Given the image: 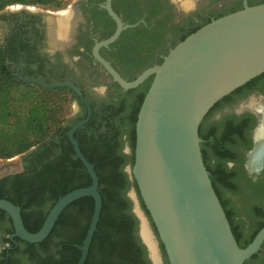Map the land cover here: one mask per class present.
Listing matches in <instances>:
<instances>
[{
	"label": "water",
	"instance_id": "water-1",
	"mask_svg": "<svg viewBox=\"0 0 264 264\" xmlns=\"http://www.w3.org/2000/svg\"><path fill=\"white\" fill-rule=\"evenodd\" d=\"M101 6L115 20L116 28L110 36L96 41L95 58L124 90L136 88L153 76L139 111L135 161L128 171L137 183L170 264H245L264 244V226L246 247L239 245L204 161L200 126L221 99L264 73V3L249 5L245 0L243 8L203 25L171 48L161 63L145 68L133 80L124 78L100 54L101 47H109L133 25L123 21L113 7V0H105ZM62 12L44 11L49 29L51 17ZM19 76L26 82L49 89L70 87L89 108L88 118L74 125L69 138L92 183L61 196L36 232L25 226L21 206L0 198V209L11 217L15 236L29 243H40L51 234L70 204L83 197H93L92 219L80 246L82 255L78 264H84L103 207L95 166L74 135L91 115L89 102L71 81L48 83L22 73ZM260 121H264L263 117ZM256 154L261 161L264 153ZM132 194L136 208L141 210L151 228L137 192L132 190ZM141 238L149 247L142 233Z\"/></svg>",
	"mask_w": 264,
	"mask_h": 264
},
{
	"label": "flooded vegetation",
	"instance_id": "flooded-vegetation-1",
	"mask_svg": "<svg viewBox=\"0 0 264 264\" xmlns=\"http://www.w3.org/2000/svg\"><path fill=\"white\" fill-rule=\"evenodd\" d=\"M117 1L115 0L117 7L125 13L120 15L116 12L125 23L133 25L124 31L132 30L123 38L124 31L122 32L119 45L112 43L109 47H101L100 54L129 80L139 74L135 70L137 64L143 60H148L152 65L159 63L181 41L185 33L243 8L245 0H192L193 4L189 8L184 7L185 0H136V4L132 3L133 0ZM261 1L263 0H247L249 5ZM104 2L105 0H74L55 10L17 6L8 7L0 13V35L7 52L8 65L14 74L19 76L22 73L23 76L40 78L48 83L71 81L81 89L89 102L91 115L87 122L77 128L74 135L84 137L97 133L98 128L101 131L106 130L107 118L111 113L109 106L121 100L126 91L117 88V82L93 53L96 41L105 39V35L113 27L109 22L114 19L109 14V17L101 14L106 10L101 6ZM131 7L134 13L126 20V13H129L128 9ZM70 9H74L77 16L71 41L64 48L52 49L49 34L53 24L49 29L44 11L66 12ZM133 19L135 21L131 23L130 20ZM137 27L143 29L148 37L142 51L135 49L140 44V37L132 38L138 33ZM74 96L79 112L70 117L60 131L46 138L41 146L32 148L22 156L21 169L15 173L24 172L29 165L38 163L40 152L50 156L61 153L63 146L67 144L66 137L69 138V132L74 125L88 118L89 108L75 92ZM225 97L205 121L203 128L212 139L207 147L208 161L210 167L217 172L219 195L226 204L231 224L244 243L264 222V156L260 161L256 154L264 153V121H260L262 117L264 120V73ZM110 124L114 128L119 127L114 120ZM118 141L121 145L120 151L125 153L122 137ZM35 152L37 153L34 154ZM122 170L133 184L134 179L127 167L124 166ZM132 189L137 192L141 208L148 216L152 233L157 239L159 256L155 259L141 238L138 208L131 193L127 192L126 196L131 203L130 212L136 218V237L145 247L148 264H169L164 244L139 189L134 184ZM10 219L6 211H0V262L4 258L8 261L10 256L13 261L20 262L28 249L29 242L14 235L15 230ZM248 264H264V244L256 258L250 259Z\"/></svg>",
	"mask_w": 264,
	"mask_h": 264
},
{
	"label": "trees",
	"instance_id": "trees-1",
	"mask_svg": "<svg viewBox=\"0 0 264 264\" xmlns=\"http://www.w3.org/2000/svg\"><path fill=\"white\" fill-rule=\"evenodd\" d=\"M14 3L54 7L66 5L61 0H0V9ZM132 3L136 4L137 1L133 0ZM260 3H264V0ZM114 7L120 15L125 13L117 7L115 0ZM128 11L126 20L134 13L132 7ZM101 14L109 17L106 10ZM134 21L135 19L130 20L131 23ZM109 23L113 27L105 38L115 30V21L110 20ZM200 27L185 33L181 41ZM138 28H136L138 33L132 38L140 37V44L139 46L137 44L138 48L135 49L142 51L148 37L143 29ZM130 30L132 29L124 31L121 38L127 36ZM121 40L115 41L112 45H119ZM162 61L163 59L159 63ZM151 65L148 60H143L136 65L135 70L140 73ZM134 78L131 77L129 80ZM152 79L153 76H150L140 86L126 90L121 100L109 106L111 113L107 118L108 125L105 131L98 128L97 133L87 137L75 135L81 150L95 166L103 199L98 229L94 234L85 264H148L145 247L136 237V218L130 212L131 203L126 196L133 184L137 188L138 186L135 180L133 184L130 183L122 169L128 163L134 164L136 123ZM116 86L123 89L118 83ZM69 95L73 100L75 99L72 89H49L40 84L26 82L14 74L8 65L7 52L0 35V158H11L28 153L32 148L41 146L46 138L60 131L68 120ZM221 102L219 101L209 111L200 126L204 161L218 195L217 172L210 167L208 161L207 147L212 139L204 132L203 126ZM113 119L120 121L119 127L114 128L110 124ZM124 129L129 135L132 149L130 155L120 151L118 138L122 137ZM66 140L67 144L63 146L61 153L50 156L40 152L38 163L29 165L24 172L6 175L0 179V198L9 199L21 206L25 226L31 232H36L42 227L48 212L61 196L92 183L91 176L77 157L73 144L68 137ZM219 197L230 220L226 204L220 195ZM94 206L93 197L76 200L62 212L51 234L44 241L27 242L29 261L23 258L20 262L13 261L10 256L8 261L4 258L0 264H77L82 253L79 246L83 244L87 235ZM35 207L36 210H33ZM0 211L5 212L2 209ZM10 220L12 222V219ZM263 226L264 222L258 231ZM232 229L241 247H246L258 233L256 230L251 238L243 243L233 225ZM256 256L257 253L250 259L253 260ZM250 259H247L245 264H248Z\"/></svg>",
	"mask_w": 264,
	"mask_h": 264
},
{
	"label": "bare ground",
	"instance_id": "bare-ground-1",
	"mask_svg": "<svg viewBox=\"0 0 264 264\" xmlns=\"http://www.w3.org/2000/svg\"><path fill=\"white\" fill-rule=\"evenodd\" d=\"M192 0H185L184 7L189 8L192 6ZM76 15L75 10L70 9L66 12H62L58 14L55 18L51 17V24H53L51 31H50V37H51V43L55 47H63L67 45L71 41V36L74 30V25L76 21ZM138 213L142 217V229L141 233L144 238V240L148 243L152 254L155 259H158V249H157V243L153 236V233L151 231V228L146 221L145 217L142 215L141 211L139 209Z\"/></svg>",
	"mask_w": 264,
	"mask_h": 264
},
{
	"label": "rangeland",
	"instance_id": "rangeland-1",
	"mask_svg": "<svg viewBox=\"0 0 264 264\" xmlns=\"http://www.w3.org/2000/svg\"><path fill=\"white\" fill-rule=\"evenodd\" d=\"M17 6H21V7H27V8H41L43 10H55V9H58V8H63L65 6H60V7H54L52 5H40V4H22V3H14V4H11V5H8L7 7H5L4 9L8 8V7H17ZM4 9H0V13L2 11H4ZM69 99V114H68V119L70 117H73L74 115H76L79 110H78V105H77V101L76 99H72V97L69 95L67 97ZM114 120V119H113ZM115 123H117L118 125H120V121L118 119L114 120ZM65 124V123H64ZM122 145H123V149L125 150V153L127 155H130L131 152H132V149H131V145H130V140H129V135H128V132L124 129L123 132H122ZM26 153L24 154H20V155H17V156H14V157H11V158H0V176H3V175H6L8 173H13V172H17L21 169V157L24 156ZM131 164L128 163L126 165L127 169L128 167L130 166ZM132 186L130 187L129 189V193H131V195L133 196L132 194ZM28 249L25 250V253L23 254L22 258L27 261L30 260V254L28 255ZM28 263V262H27Z\"/></svg>",
	"mask_w": 264,
	"mask_h": 264
},
{
	"label": "built area",
	"instance_id": "built-area-1",
	"mask_svg": "<svg viewBox=\"0 0 264 264\" xmlns=\"http://www.w3.org/2000/svg\"><path fill=\"white\" fill-rule=\"evenodd\" d=\"M63 2H65L66 5L70 4L71 2H73L74 0H61Z\"/></svg>",
	"mask_w": 264,
	"mask_h": 264
}]
</instances>
